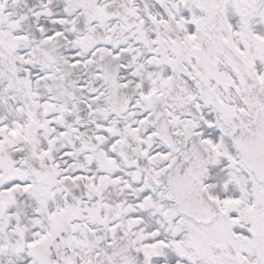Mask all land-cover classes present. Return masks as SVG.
I'll list each match as a JSON object with an SVG mask.
<instances>
[{
	"label": "snow or ice",
	"instance_id": "6c2138e0",
	"mask_svg": "<svg viewBox=\"0 0 264 264\" xmlns=\"http://www.w3.org/2000/svg\"><path fill=\"white\" fill-rule=\"evenodd\" d=\"M0 264H264V0H0Z\"/></svg>",
	"mask_w": 264,
	"mask_h": 264
}]
</instances>
